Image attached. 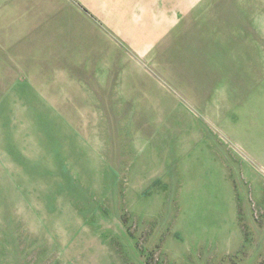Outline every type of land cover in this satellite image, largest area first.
<instances>
[{"label": "rangeland", "instance_id": "374dc122", "mask_svg": "<svg viewBox=\"0 0 264 264\" xmlns=\"http://www.w3.org/2000/svg\"><path fill=\"white\" fill-rule=\"evenodd\" d=\"M241 1L197 101L170 51L91 88L77 57L114 47L96 15L34 0L15 40L0 0V264H264V0Z\"/></svg>", "mask_w": 264, "mask_h": 264}, {"label": "crops", "instance_id": "0c3cea01", "mask_svg": "<svg viewBox=\"0 0 264 264\" xmlns=\"http://www.w3.org/2000/svg\"><path fill=\"white\" fill-rule=\"evenodd\" d=\"M76 1L98 17L96 23L105 25L106 30L112 35L110 41L114 43L113 48H108V45L107 48H102L96 43L97 46L84 51L82 54L84 56L81 55L83 59L77 57V64H82L80 71L83 73L84 81L89 83L91 88H95V82L101 83L98 87L103 89L131 88V80L124 67L128 63H139L134 62L131 57L145 60L156 56L159 59L157 62L162 65L164 52L170 51L165 56L168 55L172 60L170 63L172 65H181L179 57L190 58V98L202 100L206 93L205 86L197 80L194 82L193 74L202 72L200 68L208 64L207 58L225 57L231 52L228 50L237 39L236 34L242 32L238 11L242 8L241 0ZM1 4L14 10L13 16L17 12L20 17L18 24L12 23L14 27L11 25L12 32L18 34L14 39L26 38L34 0H1ZM24 15L26 20L23 18ZM256 23L257 21L251 19L250 24ZM92 24L95 25L94 22ZM7 27L5 22L0 21L2 36L6 33ZM95 39L99 41L98 37ZM126 49L130 51L126 52ZM128 81L129 84L125 86ZM117 98L126 99L122 100V103H138L127 100L132 97L124 93Z\"/></svg>", "mask_w": 264, "mask_h": 264}]
</instances>
